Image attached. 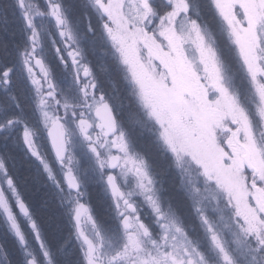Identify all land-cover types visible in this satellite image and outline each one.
<instances>
[{"label":"snow or ice","instance_id":"snow-or-ice-1","mask_svg":"<svg viewBox=\"0 0 264 264\" xmlns=\"http://www.w3.org/2000/svg\"><path fill=\"white\" fill-rule=\"evenodd\" d=\"M126 2L127 0H90L93 10L101 20L105 37L116 47L123 63H128V50L125 44L128 36L144 38L141 33H145V29L141 27H137L135 33H127L128 24L134 21L140 25L158 21L160 35L172 32L177 44L185 38H190L193 33L202 44L201 29L197 21H190L186 33L177 34L174 27L178 22L183 24L189 21L191 0H131L135 11L131 21L123 12ZM210 2L226 21L229 36L239 50L249 80L264 102V63L260 62L264 61V56L256 52L255 36L251 42L248 40V36L252 35V28L241 31L233 20L223 13L220 0H210ZM42 3L43 7L32 5L24 12L26 26L30 29L29 46L20 52L24 82L32 94L34 108L39 114L50 148L61 162L66 152L68 128L65 121L56 113L61 107L65 110L75 109L72 124L88 144L101 178L111 193L116 214L114 231H110L111 226L105 227L98 222L92 214L90 205L83 200L81 180L72 167L66 168L64 186L70 190L69 212L76 237L80 241L79 264H264V208L253 206L251 210H247L246 207L241 206L231 188L223 185L219 179H214L208 166L197 160L195 152L191 153V160L198 164L201 179L195 183L189 180V195L204 230L207 250L193 244L174 213L162 210L158 200L152 195H147L151 191L148 185L152 181L146 166L143 161H137L128 155V142L120 131L110 101L103 93L97 92L94 80L88 79L92 76L91 69L80 62L81 48L66 47L63 53L60 48H55L59 62L73 71V82L77 88L75 103L58 91L51 66L37 51L40 47V33L36 27V18L47 16L60 30L59 35L67 38L72 44H77V36L69 27L67 10L61 0H42ZM20 5L23 9L24 0H20ZM254 7L258 9L254 26L260 28L264 25V0ZM89 31H92L91 27ZM261 51H264V48H261ZM203 59L206 68L211 66L212 83L219 90V97L214 102L209 101L205 94L203 103L212 108L213 104L219 105L223 101L233 102L234 98L225 87L221 86L215 53L210 48H204ZM15 72V65L0 63V89L7 92L12 87L16 81ZM8 95L10 99H16L14 94L8 93ZM141 98L146 104L151 103L143 92ZM50 104L54 105L55 111L49 110ZM237 106L241 114H244L243 107ZM15 107L21 110L19 103H16ZM152 114L157 119H161L155 107L152 108ZM161 124H163L162 119ZM16 125H21L22 139L32 155L41 161L49 177L54 178L49 163L37 151L33 128L23 121L20 115H11L5 123H0V131L5 127L12 128ZM161 138L173 154L177 166L182 167L188 147L179 140L171 125L163 128ZM114 148L124 153V157L114 154ZM72 159L71 156L68 157L69 163ZM126 165L131 166L126 167ZM117 168L120 170L119 175L113 171ZM129 172L136 177L137 187L141 189V194L145 195V200L154 216V223L159 229L158 232H154L152 226L143 219L122 189L120 176H126ZM57 183L60 186L59 182ZM72 192L75 195H72ZM207 196L215 201L217 208L223 205L227 209L226 215L210 216L203 212L200 205ZM0 206L7 208L3 201H0ZM84 223L91 226L94 235L90 236L85 231L82 226ZM117 233L119 246L109 251L113 236ZM177 237L180 238L179 241ZM45 255L47 256V253ZM29 264L35 262L30 261Z\"/></svg>","mask_w":264,"mask_h":264},{"label":"rangeland","instance_id":"rangeland-1","mask_svg":"<svg viewBox=\"0 0 264 264\" xmlns=\"http://www.w3.org/2000/svg\"><path fill=\"white\" fill-rule=\"evenodd\" d=\"M88 1L90 3V0ZM260 2L261 0H220V5L223 13L229 19H232L233 23L241 31L246 28H252V35L248 36V40L251 42L253 36H255L257 45L256 52L258 55L264 56V51H261V48H264V30H262L264 29V25L260 28L254 26L256 12L258 11L254 5ZM24 4L26 11L30 6L34 5V3L31 2L29 4L25 3V1ZM90 6L93 8L91 3ZM33 11H35L34 8ZM123 12L130 21L135 16L131 0H127L125 3ZM95 14L97 18H99L96 12ZM219 16L221 22L224 23L229 41L235 49V55L238 56L240 81L244 85V99L240 97L238 92H235L233 89L234 87L230 84L226 71H224V67L221 64L220 57L217 55L216 48L212 45L211 37L201 27L202 44L194 33L190 38H185L177 44L172 32L160 35L158 21L154 25L156 28H153V23L148 24L146 22L143 25H140L136 21L129 23L127 26V33H135V29L141 27L145 29L146 35L145 33H141V36L144 37L143 39L132 35L128 36L125 42L128 50L127 64L122 62L121 56L112 42L106 37L105 38L107 39V43L110 44L114 54H116L117 58L121 61V68L125 71L126 79L132 91L135 93L136 100L142 112L146 115L147 122L151 123L154 127V133H156L158 137V142L161 144L162 148L173 157L176 166L177 162L173 154L162 142L161 132L163 128L171 125L179 140L188 147V152L185 153L182 167L177 166L179 174L182 176V183L184 185L183 191H186L185 195L190 198L189 180L195 183L201 179L198 164L191 160V153L195 152L197 160L208 166L213 178L219 179L223 185L231 188L233 195L240 202L241 206L246 207L247 210H251L253 206L256 208H264V186H260L257 180L254 181V179H260L264 182V114H262L264 113V102L261 101L259 94L254 90L249 80L239 50L229 36L226 21L221 15ZM39 18L40 17L36 18L37 29L40 23L38 21ZM191 20L193 19L189 18V21H185L183 24L178 22L174 26L176 33H186ZM121 22H124L123 19ZM54 30L56 31L55 27ZM39 33L40 47L38 53L42 57L41 51L44 34H42V31H39ZM56 33L61 41L62 37L59 35V31H56ZM256 33L259 34L255 35ZM75 34L77 36V44H72L67 40L69 42V47L81 48L78 33L75 32ZM133 39H135V43H133ZM49 42L53 44V41ZM204 48H210L215 53L221 86L228 90L231 97L234 98L233 102L223 101L219 105L213 104L212 108H209L207 104L203 103L205 94H207V99L212 102L219 97V90L216 85L212 83L211 66L209 65L208 68L205 67L203 59ZM260 62L264 63V61ZM141 85L143 88H141ZM75 89L77 92V88ZM142 92L151 101L150 104H146L144 100H142ZM73 103H75V100ZM237 105L243 107L245 110L244 114H241L240 108ZM51 106L53 105L50 104L49 110L55 111L54 107ZM153 107H155L156 112L163 120V124H161V119H157V117L152 114ZM80 110L83 111L84 109ZM61 111L62 114L59 113ZM74 111V108L65 110L61 107L59 112L56 113L64 118L67 126L71 130L69 133L71 148L68 157L71 156L73 159L71 163H69L67 159L64 168L58 166V168H56L57 171L52 169V172L53 176H55L57 172L62 177V180H64L66 168L72 167L74 173L82 182L81 190L85 195L86 179L84 176L87 168H85L86 165L83 166L84 159L80 157L79 153L82 152L83 154H87L90 158L88 162L93 165L99 182H105L101 178L87 142L84 141L72 124ZM120 131L125 134V138L128 142V155L132 156L137 161H143L146 166V171L152 181L151 184L148 185L151 191L147 193V195L154 196L163 210L161 198L157 194V187L159 185L157 171H159V168L156 161L153 160L154 157L144 147H137V150L134 149V147L130 145L128 134L122 128ZM136 132L137 127L135 126L132 129V133L137 135ZM145 137L148 136L146 134L142 136L144 140L143 145H146L145 143L147 142ZM246 150L251 153L253 166L251 169L244 160ZM117 154L122 158L124 157V153L118 152ZM126 166L130 167L131 165ZM117 175H119V172ZM8 180H10L8 179V171L5 170L4 163L0 161V184L5 193L6 200L9 203L11 199H13L14 202L17 203L19 192H17L14 186L9 187ZM120 181L122 183L124 182L131 194V198H141L145 206H149L145 200V195L141 194V189L137 187V180L133 173L129 172L126 176L121 175ZM189 201L192 203V206H194L192 200L190 199ZM200 208L210 216L226 215L227 212V209L224 208L223 205L217 208L215 201L212 200L210 196H207L201 203ZM196 214L198 217L197 211ZM30 220L33 221V218ZM178 222L180 223L179 220ZM85 225L86 231H89V225L87 223ZM179 239L180 238L177 237V241H179ZM200 242L197 243V245L207 250V245L205 246L203 244L202 239ZM149 247H151V245Z\"/></svg>","mask_w":264,"mask_h":264},{"label":"trees","instance_id":"trees-1","mask_svg":"<svg viewBox=\"0 0 264 264\" xmlns=\"http://www.w3.org/2000/svg\"><path fill=\"white\" fill-rule=\"evenodd\" d=\"M24 1L28 4L34 3L37 7H43L42 0ZM61 2L67 10L68 19L77 20L79 28L83 31L85 30L83 22L85 18L97 27V16L88 0H61ZM191 6L189 18L197 21L211 37L212 45L216 48L230 84L244 99V85L240 81L238 56L235 55V49L229 41L219 14L212 7L210 0H191ZM38 21L44 23V26L53 27L52 20L47 16L40 17ZM156 22L153 23V28H156L154 26ZM51 31L50 40L53 44L46 40L42 41L41 53L46 63L51 66L58 91L74 102L77 92L73 82V73L70 67L65 68L59 62L55 48H60L62 53L65 49L62 48V42L56 31L54 29ZM83 31L80 32L82 61L87 63L93 72L95 82L98 84L97 92L103 93L112 107L115 105L127 113V120L122 127L115 112L119 128L128 134L130 145L134 149L144 147L154 157L153 160L159 168V171H156L159 176V188L163 202L175 207L186 222H194L191 213L192 206L183 191L182 176L179 174L173 157L158 142L154 127L147 122L146 115L142 112L135 93L126 79L125 71L121 68V61L99 30L90 32L93 35L89 32L90 35H88ZM29 35L30 29L26 26L24 11L20 7L19 0H0V63L15 65L16 70V81L12 87L7 92L0 89V123H5L11 115H20V118L37 133L39 144L45 152L43 157L57 171L56 161L40 117L35 111L32 94L24 82L20 64V52L29 46ZM44 38L48 39V36L44 34ZM8 93L14 94L16 99H10ZM16 103L21 105V110L16 109ZM59 113L62 114V111ZM135 126L137 135L132 133ZM144 134L148 136L145 137L146 145H143L142 136ZM79 154L84 159L83 166L86 165L85 168H87L84 176L86 194L93 201V209L97 210L99 215L105 216L106 201L101 197L105 189L102 188L93 165L88 162L90 158L82 152ZM0 161L4 163L5 170L8 171V179L14 182V188L19 192L17 201L21 200L26 204L37 226L36 232L39 234L38 237L34 234L27 219L20 213L18 202L15 203L11 199L9 203L15 214L16 223L19 224L24 244L15 234L0 208V264H29L31 259H35L37 264H79V240L76 237L69 212L71 204L67 200L70 190L64 186V180L60 174L56 172L54 178H50L42 163L31 155L21 138V125L12 128L5 127L3 131H0ZM255 180L260 186H264L263 181Z\"/></svg>","mask_w":264,"mask_h":264},{"label":"flooded vegetation","instance_id":"flooded-vegetation-1","mask_svg":"<svg viewBox=\"0 0 264 264\" xmlns=\"http://www.w3.org/2000/svg\"><path fill=\"white\" fill-rule=\"evenodd\" d=\"M97 18V17H96ZM96 21H97V23H96V26L97 27H95L94 26V24L89 20V19H87V18H85L84 19V31H83V29H81V28H79L80 26H79V24H78V22H77V20H70L69 19V27L70 28H72L73 30H74V32H77L78 33V38H79V40H80V32L81 31H83V32H86L88 35H93V33H90V32H95V30L97 29V30H99L100 31V33H102V35H103V37H105V35H104V31H103V29H102V27H101V20L99 19V18H97L96 19ZM52 25H53V27L52 28H50V27H47V26H44V23H39V26H38V30L39 31H42V34H46L47 36H48V39H45V38H43V41L44 40H46L47 42H49V41H51L50 40V36L52 35V31H51V29H54V27H55V29H56V31L58 32V31H60L59 29H57V27L55 26V24H54V22L52 21ZM89 27H91V29H92V31H89ZM90 34H89V33ZM61 41H63L62 42V48L63 49H65L66 47L67 48H69V49H71L70 47H69V42L67 41V38H65V37H62L61 38ZM81 40H80V46H81ZM39 49V48H38ZM38 51V50H37ZM42 57H43V55H42ZM44 58V57H43ZM80 62L81 63H83V64H86V65H88L87 63H84L83 61H82V58H81V60H80ZM88 67H89V65H88ZM90 68V67H89ZM71 69V68H70ZM91 69V68H90ZM71 72L73 73V71H72V69H71ZM91 73H92V76L90 77V78H88V79H92V80H94V82H95V79H94V75H93V72L91 71ZM82 79H83V77H82ZM96 83V85L98 86V84H97V82H95ZM76 88V87H75ZM53 107H54V105H53ZM115 116H116V114H115ZM60 118L62 119L63 117L62 116H60ZM117 119V118H116ZM63 120H64V118H63ZM65 121V120H64ZM65 123H66V121H65ZM67 125V124H66ZM67 128H68V133H67V148H68V155H69V153H70V142H69V140H70V137H69V133L71 132V130H70V128L67 126ZM45 130V129H44ZM35 133V132H34ZM124 136H125V134H124ZM21 138H22V136H21ZM46 138H48V137H46ZM34 141H35V144H36V148H37V151L40 153V156L41 157H43L44 156V151H43V149L41 148V146H40V144H39V138L37 137V133H35V135H34ZM48 141H49V139H48ZM25 146H26V148L29 150V148H28V146L25 144ZM50 146V145H49ZM51 149V148H50ZM52 150V149H51ZM30 151V150H29ZM119 152V151H118ZM30 153H31V155H32V152L30 151ZM52 154H53V158L55 159V161H56V167L58 168V166L59 167H65L64 166V164H65V161L68 159L67 157H68V155H67V159L66 160H64L63 162H60L59 160H57L56 158H55V155H54V152L52 151ZM36 160H39L37 157H35V156H33ZM44 158V157H43ZM44 160H46L45 158H44ZM40 161V160H39ZM47 161V160H46ZM41 162V161H40ZM47 162H49V161H47ZM49 165L51 166V169H54V167L52 166V164L49 162ZM127 167V166H126ZM118 172H120V170L118 169V170H116L115 171V174H117ZM157 179H158V181H159V177H157ZM99 180V179H98ZM120 184H121V186H122V189H123V191L125 192V195L126 196H128V199L132 202V203H134V205L136 206V208H137V211L139 212V214L143 217V219L147 222V223H149L151 226H152V228H153V230H154V232H158L159 231V229H158V227L156 226V224L154 223V216H153V213H152V210H151V208L149 207V206H145V204L142 202V199L141 198H135V199H133V198H131L130 196L131 195H129V191H128V189L126 188V186H125V184H124V182L122 183L121 181H120ZM158 184H159V182H158ZM101 185H102V188L103 189H105V192L102 194V199H104L105 201H106V215L104 216V215H99V212L97 211V210H95V209H93V201L91 200V197L88 195V194H85L84 196H83V200H85L89 205H90V207H91V210H92V214L94 215V217H95V219L98 221V222H100L102 225H104L105 227H110L111 226V228H110V231H114V229H115V226H116V221H115V216H116V214H115V211H114V207H113V202H112V197H111V193L109 192V190L107 189V186H106V184L105 183H103V182H101ZM127 189V190H126ZM82 191V190H81ZM186 191H184V193H185ZM74 193V192H73ZM157 194H158V196L161 198V203H162V206H163V210H165L166 212L168 211V212H171V213H174V216H175V218H177L179 221H180V223H181V225L183 226V228H184V230L186 231V233L188 234V236H189V238L192 240V242H193V244H195V245H197V243H199L200 242V240L202 239V241H203V244L206 246L207 245V243H206V241H205V234H204V230H203V227H202V225H201V223H200V220L198 219V217H197V214H196V211H195V208H194V206H192V203L189 201V203H190V205L192 206V216H193V218H194V222L193 221H190L189 223L188 222H186L185 220H184V218L181 216V213L179 212V211H177L176 209H175V207H171L170 206V204L168 205V204H165L164 202H163V199H162V197H161V189L159 188V185H158V187H157ZM186 196V195H185ZM188 197V196H187ZM188 199L190 200V198L188 197ZM68 201H69V199H67ZM30 213V212H29ZM26 218V217H25ZM27 220H28V224H30V227H31V229L34 231V234H36V236L38 235L37 233H36V228H37V226H36V224H35V227H33V225H32V223H34L32 220H30V219H32V217H31V213H30V215H29V217H27L26 218ZM86 223H84L82 226L84 227V229H85V225ZM85 231H86V229H85ZM86 232H88V234L90 235V236H92V235H94L93 233H92V230H91V226L89 225V231H86ZM38 237V236H37ZM155 238H158V237H155ZM119 243H120V240H119V234L117 233L115 236H113V239H112V245H111V247L108 249L109 251H111L113 248H115V247H118L119 246ZM201 243V242H200ZM150 246V245H149ZM148 246V247H149ZM106 247H108L107 245H106ZM79 248H80V241H79Z\"/></svg>","mask_w":264,"mask_h":264},{"label":"water","instance_id":"water-1","mask_svg":"<svg viewBox=\"0 0 264 264\" xmlns=\"http://www.w3.org/2000/svg\"><path fill=\"white\" fill-rule=\"evenodd\" d=\"M19 3H20V0H19ZM20 7H21V5H20ZM21 9H22V8H21ZM22 11L26 12L25 4H24V7H23ZM118 151H119L118 149H115V148L113 149V152H114V154H116V155H118V154H117ZM54 155H55V154H54ZM67 155H68V148H67V143H66V152H65L64 160L67 159V158H66ZM55 158H56V156H55ZM56 159H57V158H56ZM64 160H63V161H64ZM244 160L247 162L248 166H249L250 169H251V167H253V166H252V161H251V153H250L248 150H246V155L244 156ZM60 162H61V161H60ZM118 169H119V168H117L116 170H118ZM116 170H113V171L115 172ZM8 182H9V184H8L9 187H13V186H14V182H12L11 179L8 180ZM10 182H11V183H10ZM0 195H1V199H0V201H3L4 204L7 205V208L1 206L2 211H3L4 214L6 215V218H7L8 222H9V224H10V225L12 226V228L14 229L15 234L19 236L21 242L24 244V239H23V235H21L20 228H19V224L16 223L15 215L13 214V212H12V210H11V207H10L9 203H8L7 200H6L5 193H4L3 190H2V186H1V184H0ZM18 209H19L20 213H21L24 217H26V218L29 217V215H30V213H29V209L27 208L26 204L23 203L21 200L18 201ZM10 217H11V218H10ZM14 225H15V226H14ZM32 225H33V227H35V224H34V223H32ZM30 261H34L35 264H37V262H36L35 259H31ZM30 261H29V262H30Z\"/></svg>","mask_w":264,"mask_h":264},{"label":"clouds","instance_id":"clouds-1","mask_svg":"<svg viewBox=\"0 0 264 264\" xmlns=\"http://www.w3.org/2000/svg\"><path fill=\"white\" fill-rule=\"evenodd\" d=\"M114 111L117 113L120 124L123 127L125 125V121L127 120V113H125L122 109L118 108L117 106H113Z\"/></svg>","mask_w":264,"mask_h":264}]
</instances>
